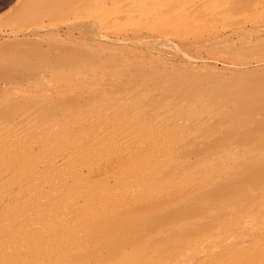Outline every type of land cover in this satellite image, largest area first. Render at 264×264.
<instances>
[{
    "label": "bare ground",
    "instance_id": "6f19581e",
    "mask_svg": "<svg viewBox=\"0 0 264 264\" xmlns=\"http://www.w3.org/2000/svg\"><path fill=\"white\" fill-rule=\"evenodd\" d=\"M107 1H109L110 3L113 4L115 1L119 2L120 0H7L6 1L7 3H9V4L12 3V4L7 8L6 11H4V13L7 14V17L9 15L11 16V14H13V13H14V15L16 14L17 17H21V15H30L31 16V14L37 12V13H39V15H41L43 17L44 16L49 17L51 14L55 13V11L61 10L62 12L64 11L68 15L67 16L65 14V16L68 20H65L66 18L63 19V20H65L63 23L65 25V27H64L65 31L67 33H72L74 31H78L79 33L82 34V33L86 32V27L89 26L88 24L90 23V20L92 21V23L94 22V20H100V17L98 15L96 16V14L101 12L102 6H106L105 3ZM126 1H128V0H126ZM152 1H154V0H152ZM155 1H154V3H155ZM164 1L158 0L157 3L162 2L163 6L166 7V8L163 7L162 10H164V8H165L169 11H170V9L173 10V9H178V8L179 9L181 8V10H183L182 7H185L187 5L190 7L192 6L191 9H193V6H194V8L196 6H197L196 8H198L203 3L202 0H201V2H200V0H196V2H195V0L194 1L193 0H184V1L183 0H181V1L180 0H167L165 3H163ZM212 1H214V0H212ZM194 2L195 3L198 2V3L196 5H194ZM91 3L92 4L94 3L96 5V6L93 5V7H96V10H95V8H94V10L92 8L93 11L90 10L89 7H92ZM123 3H125V2H123ZM116 4H118V3H116ZM131 5H132V3L129 4L128 7L125 9L126 11L123 10V12L125 13V12H128L127 10H131L132 12L134 11V13H135L138 6L135 7L134 4L132 6ZM135 5H137V2ZM156 5L154 4V6H156ZM122 6L124 7V5H122ZM157 6L158 7L161 6V3H160V5L158 4ZM114 8H117V5ZM114 8H113V10H114ZM105 9H107V8L105 7ZM226 9H228V8H226ZM89 10H90V12L91 11L92 12L89 13ZM118 10H119V8H118ZM154 10H155V7H154ZM160 10H161V8H160ZM96 11H97V13H95ZM104 11L105 10H103L102 12L104 13ZM169 11H167V12H169ZM119 12L120 11H118V14H119ZM132 12H131V14H132ZM4 13H3V16L1 15V17H3V18L5 16ZM103 13H102V15H103ZM111 13L112 12H110V14ZM124 13H122V14H124ZM159 13H161V12H159ZM185 13H187V11ZM89 14H91V15H89ZM129 14H130V11H129ZM129 14L128 15L125 14L124 17L129 16ZM14 15H12V16H14ZM59 15H60V13H59ZM92 15H93V17H92ZM102 15H100V16L102 17ZM135 15H137V14H135ZM36 16L38 17V14ZM94 16H96V17H94ZM114 16L117 19L118 15L114 14ZM130 16H132V15H130ZM193 16H195V15H193ZM3 18H1V20H0V33L3 35H6L7 37L10 35L15 36V35L19 34L20 32L33 33L34 30L40 28V27H38L39 26L38 24H37L38 26L30 27L27 30H24L22 28H14L8 24L7 25L9 28H7V26H6L7 22L5 19L3 20ZM6 19H8V18H6ZM30 19H31V17L29 18V20ZM32 19H34V18L32 17ZM29 20H27V21L29 22ZM63 20H61V21H63ZM27 21H25V19H24L25 23H27ZM130 21H132V20H130ZM36 23H37V20H36ZM111 23H113V22H111ZM198 23H200V22H198ZM198 25L200 26V24H198ZM233 25H235V24L233 23ZM227 26H226V28H227ZM148 27L149 26H147V28ZM107 28H108V26H107ZM107 28H105V29H107ZM193 28H195V27H193ZM183 30H185V29H183ZM229 31H230V33H233L234 29L231 28V29H229ZM250 31H251V29H250ZM165 33L166 34H164V33L163 34L167 35V36L171 34L169 32L167 33V31ZM86 34H88V33H86ZM41 35H43V34H41ZM71 35H73V34H71ZM13 36H10V37H13ZM101 36L106 37L107 35L104 34ZM262 36H264V35H262ZM27 37H30V36H27ZM13 38H15V37H13ZM107 38H109V37L107 36ZM15 39H17V38H15ZM15 39H13V40H15ZM64 40H66V39H64ZM114 40H116V38ZM15 41H21V40L17 39ZM68 41H70V40H68ZM4 42H6V41H4ZM8 42L9 41L7 40V44L10 43V42L9 43ZM32 45H34V44H32ZM32 47H34V46H32ZM4 48L0 49V50H2V52H0L2 55V57L0 55V58H3L2 59L3 62H1L2 65H3V63H4V65L6 64L5 63L6 58L3 55H6L7 48L5 50H4ZM16 48H17V46H16ZM3 50H4V52H3ZM34 50H36V49H34ZM20 51H21V47H20ZM36 52H37V50L35 51V53ZM10 53L11 52H9V54ZM21 53H22V51H21ZM27 53H30L29 50ZM41 53H42V51H41ZM99 53H101V52H99ZM64 54H66V52ZM75 54H76V50L69 52L64 57L62 56L63 55V53H62L61 56L63 58H61V56L59 55L60 57H58V58H60V59H58V60L56 59V61L54 63H52L51 65L46 67V70L50 71L52 73L53 72L54 73H56V72L57 73L58 72L64 73V71L72 72L74 70H80L82 67L85 66V64H86V66H88L87 64L89 62L88 63L86 62L88 59L81 57L82 56L81 53H79V56H78V53L76 54V56H75ZM32 55L33 54L31 53L30 56L32 57ZM77 56L81 57V59H84V60L78 59ZM16 57H18V53H17ZM87 57H88V55H87ZM7 58H8V56H7ZM12 58H14V57H12ZM9 59H10V57H9ZM9 59H7V61L12 62ZM20 59L15 60V61L18 62V61H20ZM90 61H91V63L93 62V60H90ZM8 62H7V64H8ZM23 62L25 64L27 61L25 62V60H24ZM110 62H109V64L112 63V62L111 63ZM12 63H14V60ZM20 63H21V61H20ZM106 63L102 64V66L108 64V63L107 64ZM113 63H114V61H113ZM116 63H118V62H116ZM13 66H15V65H13ZM118 66H116L115 68H120ZM106 67H105V69H106ZM25 68H27V67H25ZM100 68L97 70H99V71L104 70L105 71V69H100ZM115 68L113 67V70ZM122 68L125 69V67H122ZM127 69H126V71H127ZM140 69H142V68H140ZM121 70L122 69H118V71H121ZM132 71L135 72L136 70H132ZM137 71L139 72L141 70H137ZM142 71H143V73L146 72L144 70H142ZM86 72H88V71H85V73ZM130 72L128 74L131 75V73H133V72H131V73ZM89 73H91V72H89ZM117 73H119V72H117ZM143 73H142L143 76L140 74L143 78V81L142 80L140 81L137 78H132L131 80L129 79L130 80L129 82H128V80H126L127 83L125 85H127L129 83L126 90L129 87L130 88L127 91L124 89V92L118 96L119 98L117 97L118 93L116 94V91L118 92V90H120L119 88L117 89L114 87L116 89V90L113 89L114 91H111L112 89H109L110 93H112L111 96L116 97V100L114 99L115 103L113 100H111V101H113L112 106L110 105L111 101H110V104H109V102H107L108 103L107 107L105 106L107 104V103H105V101L108 100V98H106V97L109 95L107 93V89H106L107 94H101L102 89L100 90V92L94 90V92H99V94H101V95H99L97 93V95L92 96L93 98L92 97L90 98V99H93L90 101L93 102L94 105H92V103L88 100L89 96H87L86 94L85 95L80 94V97H81V95L83 97L87 96V98H84L85 102L83 100V97L81 99V100H83L85 105L80 103L79 101H75L74 96H76V94L74 92H77L78 90L72 92L69 89H67V91H64V92H63V89H61L60 92H57L56 94L54 93V95H55L54 97L52 96L53 95L52 93L48 95L46 92L42 93L41 91H39V93L40 92L42 93L41 98H40V99H42V101L38 97L37 98L39 100L36 98V100L40 101V103L37 101V105L39 104L38 106H34V105H36L35 99H33V100H35L34 102L32 100H30L29 102L25 101L26 103H24V105L22 103L23 101L21 100V101H19L20 104H18V102L16 103V106H15L14 101L12 102V100H11V102H10L9 97H8V101H9L8 105H7V102L4 101L5 104L7 105L6 106L7 108H6L5 112L2 110L4 112L3 115H1L2 112H0L1 113L0 114L1 115L0 116V156L1 155L5 156V158L4 157L3 158L1 157V158L3 159V161H6V164L3 163L4 168L0 167V171L2 170L0 172L1 173L0 177H1V179L4 178V181L6 182V184H4L5 183L4 182L2 185L6 186V187L4 188L5 189V191H3L4 193L3 192L0 193V195L2 194V199L0 200V216L2 215L0 217V226L3 229V232L4 231L6 232L5 233L6 234V239H5L6 240V244H5L6 246H4L3 248H6V250H9V252H11V255L13 254L11 257V255L10 254H9L10 256L7 255V252H6L5 255H7L9 257L6 260L7 261V263H6V261H5L6 256L4 255L5 256L4 263H6V264H41V260L46 262V259L42 258V254H40L41 249L43 250V252H41V253H44L43 254L44 257L49 256L50 258L52 256L51 250H53V252H54V250L55 251L57 250L56 247L58 248L59 246L65 252H66V250H68V251L74 250L75 251L77 249V247L78 248L82 247V246H80V247L78 246V244L81 245L78 242L82 241L81 242V243H83L82 245L87 244V241L90 240V237L92 236L91 234L95 233V231L98 230L97 229L98 227L101 230V227L103 226L104 223L102 224L101 227L99 225L102 223V221L105 222V226L107 224L109 225V223H110L109 226H106V227L104 226V230H106L107 227H109L107 229H112L115 224L118 227L117 223L123 225L124 224L123 221L127 222V220H129V221L132 220L130 222L134 223L136 220H138L137 218L135 220L133 219L135 217L134 212L136 210L140 211L141 208L138 207L139 210L134 209L135 211H133V214H132V216H134V217L130 216L132 219H129L128 215L130 214V212L132 210L130 212H128L127 210H130V209L126 208V211L125 210L124 211L127 213H124V214L126 215L125 217H127V218H124V215H123L124 211L122 210L121 206L122 205L126 206V204H128L129 207L131 208V205L137 206V204H139L141 206V203H143L142 207L148 206V209L145 208V210H143V212L145 211L144 213L142 212L143 214H145L147 212L150 213V211H153V214H151V216L159 213V218L155 217V219H153L152 222L146 221V223L144 222V224L139 219L138 221H140L141 227H140V225L137 226V223L139 224L138 221L136 223V226L133 225L134 228H137V229H135V231L140 229V233L139 232H137V233L140 235L141 238L142 237L144 238V236H147L148 234L152 235V233L154 231L158 232V233H160V232L163 233L162 230L166 229V228H167V232L171 233L172 236H173V234L177 235V233L184 232L185 231V228H183V227H185L184 225H186V228H187L188 222L190 223L192 221L200 222L199 223L200 226L197 227L199 229L196 230V226L194 227L195 228L194 232L197 233L196 235L200 234V232H202V230L205 229V227H207V228L208 227L210 228V226H211V228L214 227V225H211L210 223H214L215 227H216L217 223H218V226H220L219 225L220 222H222L221 225L224 224L225 222L228 223L229 218H230V220L232 219V222H234L233 227L235 226L236 223H240V222L242 223V225L244 227L248 226L247 228H244V230L247 231L246 233H248V231L250 229H254L256 227L261 228V226H262L259 237L252 238L251 240L249 239L250 236H249V238L248 237L245 238L247 240H250L247 244L237 245V243H235V242L238 239L235 242H230L232 244L234 243L233 245H231L234 247V250L230 249L229 252L226 253L225 255L228 254V258L230 260H227L228 258L226 260L228 262L230 261L229 264H264V226H263V224H264V127L263 128L260 127V125L264 122H262V123L260 122L258 124L256 123V122H258L257 120L264 119V106L257 107V105H255L256 107H254V106H251V104H249L250 102H246L247 99H249V97H248L249 93H250L249 96L251 97V92H249V91H251L252 89L250 88L251 89L250 90L247 87V89L249 90V91H247V89L245 88L246 92H247L246 93L244 88H243L244 86H242L241 83H240V85H241L243 90L240 88L239 82H238V84L234 82L235 85H239L238 87L233 86L232 83H231V85H229L228 82H226V84H225V83H222L221 81H217V80L216 81L213 80V81H215V84H214L213 81L210 82L211 79H210V81L206 80L204 85L202 83H200L201 79H199V81H200L199 82V81H197L198 80L197 78L194 79V80H196L194 82L192 81V78H191L192 82L190 80H187L188 81V83H187V81L182 80L183 78H185L184 76H187V74L186 75L184 74L183 78L180 80H178V79L173 80V79H167V78L164 79L165 77L161 78L160 75H158L156 79L155 78L152 79L151 77L153 75L152 76L149 75V73H151V71L149 73L146 72V73H148L147 75H149V78L151 80L149 79V81L148 80L145 81L146 80L144 78L145 73L144 74ZM182 73H185V72L183 71ZM182 73H180V75ZM94 74H95V72L92 74V76ZM108 74L113 75V72L112 73L108 72ZM167 74H168V72H167ZM257 74H255V75H257ZM97 75H99V74L97 73ZM134 75H136V74H134ZM140 75H139V78H141ZM161 75H164V73H161ZM171 75H172V73H171ZM86 76H88V75H86ZM104 76H106V75H104ZM120 76H121V74H120ZM168 76L169 75H167V77ZM189 76H190V74H189ZM57 77H59V76L57 75ZM89 77L91 78V76H89ZM93 77H95V76H93ZM117 77L115 76L114 79ZM195 77H198V76H195ZM252 77H250V78H252ZM257 77H258L257 79H259V74L257 75ZM109 78H111V77H109ZM109 78L107 77V80ZM198 78H201V77H198ZM240 78H239V80H240ZM105 79H106V77L103 78L104 82L107 81ZM112 79H111V82H109L110 80L107 82L111 84ZM133 79H134V81H136V79H137V81L134 82ZM120 80L121 79H119V81ZM237 80H238V78H237ZM250 80L252 81V79H250ZM255 80H256V78H255ZM69 81H70V79H69ZM72 81H74V80L72 79ZM132 81L134 82L133 84L131 83ZM207 81H209V82L207 83ZM247 81H249V80H247ZM259 81H260V79H259ZM37 82L38 81L30 82L28 84V86L29 87L36 86L35 84ZM62 82H61V84L60 83L59 84L55 83V84L60 85L59 86V88H60L62 85ZM107 82L106 83L101 82V83L108 85ZM219 82H221L222 85ZM40 83H41V81H40ZM101 83H99V84H101ZM116 83H112V84H116ZM124 83L125 82H123V84ZM130 83L132 84V87H131ZM246 83H248V82H245L244 85ZM256 83H259V82L256 81ZM37 84H38V86H40L39 82ZM90 84H92V83H90ZM206 84H210V85L206 86ZM254 84H255V81H254ZM49 85H51V84H49ZM64 85H66L65 82H64ZM93 85H94V83H93ZM96 85H98V84H96ZM121 85H120V87H121ZM248 85H249V83H248ZM46 86H48V82L46 83ZM82 86H80V87H82ZM109 86L110 85H108L107 87H109ZM228 86H232L233 88L232 87L229 88ZM251 86H253V84ZM245 87H246V85H245ZM8 88H7V90H6V88L0 89V94L3 92L5 93V91L9 92ZM98 88H100V87H97L96 89H98ZM103 88H104V86H103ZM253 88L255 89L256 85H255V87L253 86ZM263 88L264 87H261L262 92L264 93ZM35 90H38V89H35ZM88 90L89 89H87L86 92ZM255 90L253 91L254 93L257 92V90L256 91ZM16 91L18 92V90H16ZM120 91L122 92V90H120ZM260 91H258L257 93H259ZM237 92H240V93L237 94ZM28 93L29 92H27L26 94H28ZM88 93L89 92H87V94ZM102 93H103V91H102ZM21 94H20V96H22ZM23 94H25V92ZM90 94H91V92H90ZM4 95L5 94H3L2 96H4ZM7 95L8 96L12 95L10 98L13 97V94L9 93V94H6L5 96H7ZM72 95H74V96H72ZM102 95H103V97H101ZM2 96H0L1 99H2ZM71 96L73 97L72 102L75 104H73L70 101ZM16 97H17V95H16ZM51 97H53V98L56 97L57 98L56 100H58V101H59L58 98L67 99V101H65L66 103H64V104H67V102H68V104L69 103H71V104L63 106V104L60 103L63 100L60 99V102H58V103H60L62 105H58V104H56V102H55L56 105L55 104L50 105L49 103H51V101L53 100V98L51 99ZM63 97H65V98H63ZM113 97H111V98H113ZM6 98L3 100H6ZM24 98L25 97L23 96L22 99H24ZM30 98H32V97H30ZM79 98L77 97L78 100H79ZM101 98H102V100H103V98H105V99L103 101H101L100 100ZM17 99H15V101ZM43 99L44 100L51 99V100L49 102L47 100L44 101ZM96 99H98V100H96ZM19 100H20V98H19ZM26 100H28V99H26ZM31 101L33 102V104H31L32 103ZM53 101H55V100H53ZM86 101L89 102V104L86 103ZM95 101L97 102V104L95 103ZM242 101H244L246 103H244V102L242 103ZM41 102L44 103L43 105H46L47 108L42 109V107H44V106L42 105ZM77 102H79L80 105H77L78 104ZM1 103H2V100H1ZM104 103H105V105H104L105 108L102 107L101 109H103V108L106 109V108L110 107V108L106 109L107 111H103V110L101 111V109L98 108L100 106V104H104ZM5 104L3 105V103H2L1 104V105H3L2 107L5 108ZM40 105H42L41 108H40ZM70 105H74V106L77 105V106L71 107ZM89 105H91L92 107ZM11 106H12V108H11ZM44 109L46 112L44 111ZM227 109H230V112L234 111V110H236L237 112L235 113V115L232 112V115L230 114L231 116H225L227 114ZM42 111H44L45 113H43ZM223 113H225V114L223 115ZM239 116H240V118H239ZM241 117H243V119H245L246 117H248V118L254 117L255 120L252 118L254 123H251L250 121L248 122L246 120H240ZM256 118H259V119H256ZM0 162H2V160ZM0 185H1V182H0ZM148 202H149V204L146 206V203H148ZM152 202H155V204H156V202H159L160 204L158 203L159 205L153 209L154 206L150 205ZM162 203L164 205H165V203L169 204V206L171 205L172 209H173V207H175L174 209H176L177 211L183 210V213H185L186 211L189 213L186 212L187 213L186 216H185V214L184 215L178 214V213L175 214L174 211L168 205L166 206L167 207L166 208ZM183 203H185V204H183ZM188 203H190V204H188ZM155 204H153V205H155ZM180 204H181V206L183 205L182 206L183 208L180 206ZM186 204L189 206L191 205V209ZM149 205L152 206L151 209H149ZM195 205H197L198 207ZM162 206L164 208H162ZM184 206L187 207V209H185ZM142 209H144V208H142ZM155 210H157V211H155ZM160 210H163L164 214H166V215L169 214L170 216L168 215L169 217H167L166 215H164V216H166L165 218H167V219H164V217H162L163 211L161 212ZM166 210H168L167 211L168 214L166 213ZM190 210H192V211H190ZM141 211L138 212V214H137L138 218L141 217L142 220L144 217H145V220H151L152 219L148 213L147 214L149 216L146 214H145L146 216H142L143 214L141 213ZM120 212L122 213V215H119ZM154 212H155V214H154ZM116 214L118 217L122 216L125 220H123L122 217L119 219L116 218V220H115V217H117ZM237 214H241L242 218L241 219L238 218L236 216ZM139 215H140V217H139ZM173 215H177V216L174 218ZM111 216H113V217L115 216V217L112 218ZM147 216L150 219L147 218ZM231 216H233V217H231ZM105 217H106V219L108 217H111V220L114 219L116 223L114 222V225L112 226L113 221L111 224L110 219H109V221H108V219L102 220ZM156 218L159 219L158 221H160V222H158L156 220ZM120 219L123 221H120ZM161 219L165 220L164 223H161L163 221ZM225 219H227V220H225ZM223 220H225V221L223 222ZM106 221H108L109 223L107 222V224H106ZM119 221H120V223H119ZM156 221H157L156 225L157 224L158 225L153 226V223ZM99 222H101V223H99ZM147 222L151 223L154 230L150 229V227H149L150 223H149V225H146ZM205 223H206V225L204 226ZM207 223H209L210 225L208 226ZM228 224H230V225H228ZM228 224H224V225H227L230 228L232 225H231V223H228ZM122 225H120L118 228H120ZM127 225L128 224L124 225V228ZM143 225H144V229H146V231L141 233L143 231L142 230ZM191 225H194V223H192ZM128 226H130V227H128ZM128 226L126 227V229H122V227H121L119 231L118 230L116 231L117 233H115V231L113 229L110 230L111 232L108 231L111 234H116V235H118V233L122 234V235H118V236L114 235L115 237H113V241L116 238L117 242L122 240V239H123L122 241L126 240L125 242H127V240H129L130 238L127 239L125 237V239H124L123 235H126V234L128 235L129 231H125V232H127L125 234L124 230H130V234H133V232L131 231L132 223H129ZM152 226H151V228H152ZM188 226H189V224H188ZM138 227H140V228L138 229ZM176 227H177V229H176ZM200 227H201V229L202 228L203 229L201 230ZM114 228L116 230V227H114ZM173 228H174V230L176 229L175 231L177 233H175V231L173 232V230H171ZM179 228H180V230H179ZM181 228H183V229H181ZM168 229H170V230H168ZM100 230H98L99 235H101L102 233L103 234L105 233V235H108V234H106V232L103 229L101 230V231H103L102 233L100 232ZM147 230L150 232L145 234L147 232ZM199 230H200V232H199ZM215 230L218 232L217 229H215ZM169 231H172V232H169ZM189 231H191V233H193L192 230L189 229ZM97 232H96V234H97ZM188 232H186V233L188 234ZM209 232L213 233L214 230L211 229V231H209ZM219 232H222V231L219 230ZM137 233H134V235L136 236ZM184 233L183 234L181 233V234L185 235ZM191 233L189 232L190 235H191ZM246 233H244V234L246 235ZM3 234H2V237H3ZM130 234L128 235V237L130 236ZM142 234H143V236H141ZM163 234L165 235L166 232ZM171 234H168V235H171ZM86 235L90 236V237H88L89 238L88 240H86ZM99 235H97V236H99ZM166 235L164 236V238L166 237ZM253 235H255V234L253 233ZM97 236H95V237H96V240H98V242H100L102 240V243H104V242L105 243L102 245L98 244V247H99V249H98V247L96 246L97 244H96V240L94 239L95 237L93 234V236H92L93 239L91 238V240H92L91 243H93V241L95 240L94 241L95 244L93 243L94 248L92 247V249H93V251L94 250L96 251L95 247H97L98 251L100 250L102 252L103 247L105 248L104 249L105 255H104V253L103 254L101 253V257H100L102 259V261L104 260V258H102V255H103V257H106V253L108 255V252L110 250L115 251L116 247H117V249L120 248V246H118V245H121V246L125 245V242L120 241L118 243L116 242V245L113 244V245H115V247L110 246L111 240H109L110 245H109V242H107V243H108V247L110 246L111 249L109 247L110 250H107V252H106L107 245H106V241L103 242V240L106 238L105 240L108 241V238H107L108 236L105 237L104 235L103 236L101 235L103 238L101 236L98 238ZM120 236L122 237V239ZM78 237H83L85 239L77 241ZM117 237L118 238L120 237V239L118 240ZM131 237H133L132 239H134V240L137 239L139 242L141 241V243L143 244V245L141 243L139 244V242L135 243L134 240H133L134 242L132 241L133 243H135L137 245L139 244L138 247L141 245L143 246L140 249L139 248L135 249V251L136 250H139V252L141 250L143 251V253H142V251L139 253L140 255L137 254V252H135L137 254V256L138 255L141 256V254H143V256L140 257V259L143 258L145 256V254L148 255L147 257L143 258L145 261L152 259V256L154 257L156 252H154V254L149 253L150 252L149 247H152L153 251H155L154 247L158 248V246H159V245L158 246L156 245L157 244V243H155L156 241L154 242L152 239H150V241L152 240L154 243L151 241V243H153V244H151L150 242L148 244L149 240L146 242V240H144V239H141V238H140L141 240L138 239L139 237L136 238L132 235H131ZM148 237H149V235H148ZM175 237L177 238V236H175ZM175 237H173V238H175ZM181 237L182 236L179 235L178 239H180ZM251 237H252V235H251ZM145 238L147 239V237H145ZM160 238L161 237L159 234V239ZM170 238L172 240V237L167 236L165 241L162 242L163 245L164 244L166 245V243L170 244L169 243ZM193 238L194 237L189 239V241L190 240L192 241ZM195 238H198V237L196 236ZM195 238L193 240H195ZM99 239H100V241H99ZM110 239H112V237ZM186 239H188V238H186ZM206 239L208 240V237ZM232 239L233 238H231L230 240H232ZM84 240H86V242ZM143 240H144V242H143ZM162 240H163V238H162ZM184 240H185V238H183V239L181 238V246L177 243L178 245H176L174 247L178 248L180 246L179 248H181L182 245H184L182 242ZM132 242L129 241V244L128 243L126 244V246L129 245V246H127L128 253H129V251H131V253H134L133 250H131V249H133V248H131V246H134V244H132ZM158 242L160 243V241H158ZM175 242H176V239H175ZM177 242H180V241L178 240ZM225 242L226 241H224L220 245L225 244ZM4 243L5 242H3L2 244L4 245ZM144 243H145V246L150 245V244L152 246L145 247ZM162 243H160V244H162ZM173 243H174V240H173ZM184 243H186V241ZM88 245H91V244H87L86 248ZM137 245H135V246H137ZM153 245H154V247H153ZM210 245H212V244H210ZM169 246L170 245H168L167 248H169ZM217 246H218V244H217ZM108 247H107V249H108ZM161 247L163 248V246H161ZM206 247L208 248V246H206ZM3 248L1 247L0 250ZM83 248L84 247H82V249ZM86 248L84 250H86ZM123 248H125V246L120 248V250L121 251L123 250V252H124V254H122L123 252H120L121 255H124L123 259H125L126 255L127 256L129 255L128 257H126V259L127 258L129 259L130 256H134L131 254L125 255L126 251ZM144 248L148 253H146ZM165 248H166V246H165ZM170 248H172V247H170ZM11 249H13V251ZM14 249L15 250H17V249L23 250L25 252L23 254L21 253L22 255L20 256L21 251L17 250V253L15 252V254H18V252H19L18 256H20V257H16L17 255L14 256V251H15ZM92 249L90 248V250H89V248H88L89 251H91ZM112 249H114V250H112ZM117 249H116V251H117ZM253 249L255 251H253ZM62 250H60V252L65 255L67 252L64 253V252H62ZM150 250H152V249H150ZM167 250H170V249H167ZM167 250H165V251H167ZM209 250H211V249H209ZM218 250H216V251H218ZM250 250H252V251H250ZM3 251H5V250L3 249ZM45 251L46 252L48 251L49 254L45 253ZM74 251H72L73 254H72V252H69L72 255V256L70 255V257H69L70 259H69L68 257H65L66 255L64 256L63 254H61L59 252V250H57L56 251L57 254L64 256V257H60L58 255L60 258H62V260H63V258H65V259L67 258V260L64 259L65 260L64 262H62V260L60 259L62 262V263L61 262L60 263L61 264H91V263H89V259H92V261H93L97 257L96 256L97 251H96V253H95V251L94 252L92 251V256H94V257L96 256L95 258L93 257L94 259L91 258L92 256H90L91 254L89 251H88L89 255H88V252H86L88 255L87 257L85 255L86 253L84 254L85 251H83V254L85 256L81 255V257L83 256L85 258L79 259L77 257V255H74L75 254ZM111 251H110L111 256L108 255L110 257L107 256L108 257L107 260H109V258H110L111 263H112V261L114 259L113 256H115L116 251L114 253ZM158 251H159V249H158ZM160 251L163 252L162 249ZM201 251H203V249ZM79 252H80V250H79ZM252 252H254V253H252ZM56 253H53V254L57 256ZM76 253H78L77 250H76ZM168 253H165V254L167 255ZM220 253H222V252H220ZM79 254H81V253H79ZM97 254H100V253H97ZM116 254H118V253H116ZM120 254L117 255V259H114V261H116V262L113 261L114 263H112V264H122L123 261H124L123 263L127 262V261L120 258L121 257ZM149 254H151L152 256L149 257L150 256ZM200 254H202V253H200ZM1 255H3V254H1ZM54 255H53V257H55ZM210 255H212V254H210ZM13 256L15 258H13ZM99 256L100 255H98V257ZM139 256L137 257V259L139 258ZM167 256H170V255H167ZM49 257H46V258L48 260H50V261H47L50 264H58L59 263V262L58 263L55 262L56 258H54L55 259L54 260L53 257H52L53 261L51 262V259H49ZM71 257H72V259H71ZM75 257H77V259ZM100 258H97V259H100ZM147 258H149V259H147ZM0 259H2V258H0ZM133 259H135V257H133V258L131 257V261ZM211 259H213V258H211ZM217 259H218V257L216 258V260H213L215 262L218 261V263H216V264L221 263V262H219L220 260L223 261L222 258H219V260H217ZM144 260L143 261L141 260L142 263H144ZM133 261L131 264H134V263L138 264L137 261L140 262L139 259L136 260L135 262H133ZM96 262L98 263V261H96ZM105 262H107V261L105 260ZM153 262H154V260L152 261V263ZM129 263H130V259H129ZM201 263H202V261H201ZM201 263H198V264H201ZM204 263H205V261H204ZM45 264H47V263H45ZM93 264H95V262ZM100 264H101V261H100ZM144 264H146V262Z\"/></svg>",
    "mask_w": 264,
    "mask_h": 264
},
{
    "label": "rangeland",
    "instance_id": "374dc122",
    "mask_svg": "<svg viewBox=\"0 0 264 264\" xmlns=\"http://www.w3.org/2000/svg\"><path fill=\"white\" fill-rule=\"evenodd\" d=\"M7 0H0V20H1V18H3V17H1V15L3 16V13H4V11H6L7 10V8L12 4H9V3H7L6 2ZM141 1V2H140ZM150 1V2H149ZM155 1V0H154ZM154 1H152V0H128V1H126V0H120L119 2H117V1H115L113 4L112 3H110L109 1H107L106 3H105V5L106 6H102V9L103 10H105L104 11V13L102 12L103 10L101 9V12H99L98 14H96V16L98 15L99 17H100V20H94V22L92 23V21L90 20V23L88 24L89 26L88 27H86V32L85 33H79L78 31H74V32H72V33H67L66 31H65V29H64V27H65V25L63 24L64 23V21L65 20H68L67 18H66V16H65V12L63 11H61V10H59V11H55V13H53V14H51L49 17H47V16H41V15H39V13H37V12H35V13H33V14H31V16L30 15H21V17H17V15L15 14L14 15V13L13 14H11V16L12 15H14V16H8L7 17V14H5V16H4V18H3V20L5 19L6 20V26H7V28H9L8 27V25H10V26H12V27H14V28H22V29H24V30H27L28 28H30V27H35V26H38V27H40V28H38V29H36V30H34V32L33 33H23V32H20L19 34H17V35H15V36H13V35H10V36H13V37H15V38H17L18 40H21V41H15V40H17V39H15V38H13V37H10V36H6V35H3V34H1L0 33V49H2V48H4V50L7 48V52H6V55H3V56H5V58H6V64L4 65V63H3V65H2V63L1 62H3V58H0V89H5L6 88V90H7V88H8V90H9V92H7V91H5V93L3 92V93H1L0 94V96H2L3 94H13V97L12 98H10L12 95H10V96H2V99H1V97H0V112H2V114L1 115H3V113L6 111V106L8 105V97H9V99H10V102H11V100H12V102L14 101V103H15V106H16V103L18 102V104H20V102L19 101H23L22 103H23V105H24V103H26L25 101H30V100H32L33 102L36 100V98L38 97L39 99L41 98V95H42V93H44V92H46L48 95L49 94H53L52 96L54 97L55 95H54V93L56 94L57 92H60L61 91V89H63V92L64 91H67V89H69L70 91H72V92H74V91H76V90H78L77 92H74L75 94H76V96H74V95H72V96H74L75 97V101H79L80 103H82V104H84V102H85V99L84 98H87V96H89V98H88V100L90 101V100H93V99H90L93 95H97V93L99 94V92H100V90H101V94H109L106 98H108V100H106L105 101V103H107V102H109V104H110V101L111 100H113L114 101V99L116 100V97L114 96H111V94L112 93H110V91H109V89H112L111 91H114L113 89H115V88H119L120 90H122V92L120 91V90H118V92L116 91V94L118 93V95H117V97L120 95V94H122L123 92H124V89L126 90V88H127V86H128V84L127 85H125L126 83H127V81L126 80H128V82L132 79V78H137L138 80H142L143 81V78H142V73H143V71L142 70H144V71H146V72H150L151 71V73H149V75H153L151 78L152 79H156L157 78V76L158 75H160V77L161 78H163V77H165L164 79H178V80H180V79H182L183 78V75L185 74H187V76H184L185 78H183L182 80H184V81H187V80H190L191 81V78H192V81L194 82V81H196V80H194V79H198L197 81H199V79H201V82L200 83H202L203 85H204V83H205V81L206 80H209L210 81V79H211V81L210 82H212L213 80H217V81H221L222 83H225L226 84V82H228L229 83V85H231V83H232V85L233 86H236V87H238L239 85H240V83H241V85L242 86H244L243 88H244V90H245V92H246V89H247V87L251 90V91H249L248 89H247V91H249V92H251V97L249 96L250 95V93L248 94V97H249V99H247V101L246 102H250L249 104H251V106H254V107H256L255 105H257V107H259V106H264L263 104H264V93L262 92V89H261V87H264V36H262V35H264V1L263 0H214V1H212V0H202V2L204 3H202V5L200 6V7H198V8H194V6H193V9H191L192 8V6L190 7V6H185V7H182V9L183 10H181V8L179 9H170V11L169 10H167V9H165L166 7L165 6H163V4H162V2H159V3H157V1L158 0H156L155 1V3H154ZM160 1V0H159ZM162 1V0H161ZM164 1V0H163ZM167 0H165L163 3H165ZM181 1V0H180ZM184 1V0H183ZM194 1V0H193ZM219 1V2H218ZM123 2H125V3H123ZM136 2H137V5H135L136 4ZM143 2V3H142ZM148 2V3H147ZM189 2V1H188ZM195 2H196V0H195ZM194 2V5H196L197 3H195ZM200 2H201V0H200ZM207 2V3H206ZM116 3H118V4H116ZM122 3V4H121ZM127 3V4H126ZM131 4L132 3V5L134 4V6L135 7H137V9H136V11H135V13H134V11L132 12L131 10H127L128 12H123V10L124 11H126L125 9L128 7V5L129 4ZM160 3H161V6H157L158 4L160 5ZM231 5H230V4ZM233 3V4H232ZM92 4V3H91ZM115 4V5H114ZM121 4V5H120ZM126 4V5H125ZM154 4L156 5V6H154ZM262 4V5H261ZM93 5H95L94 3L92 4V7H89L90 8V10H92V8H93V10H94V8H95V10H96V7H93ZM112 5V6H111ZM117 5V8H114L115 6ZM120 5V6H119ZM122 5H124V7L122 6ZM131 5V6H132ZM212 7H211V6ZM229 5V6H228ZM91 6V5H90ZM96 6V5H95ZM119 6V7H118ZM141 6V7H140ZM204 6V7H203ZM105 7L107 8V9H105ZM112 7V8H111ZM144 7V8H143ZM154 7H155V10H154ZM163 7H165L164 8V10H162L163 9ZM209 7V8H208ZM113 8H114V10H113ZM118 8H119V10H118ZM121 8V9H120ZM152 8V9H151ZM157 8V9H156ZM160 8H161V10H160ZM203 8V9H202ZM226 8H228V9H226ZM143 9V10H142ZM169 9V8H168ZM90 10H89V13H91L90 12ZM110 10V11H109ZM112 10V11H111ZM135 10V9H134ZM152 10V11H151ZM177 10V11H176ZM181 10V11H180ZM114 11V12H113ZM118 11H120L119 12V14H118ZM129 11H130V14H129ZM166 11V12H165ZM167 11H169V12H167ZM187 11V13H185ZM228 11V12H227ZM15 12V11H14ZM106 12V13H105ZM110 12H112L111 14H110ZM116 12V13H115ZM131 12H132V14H131ZM148 12V13H147ZM159 12H161V13H159ZM231 12V13H230ZM2 13V14H1ZM59 13H60V15H59ZM63 15H62V14ZM95 13H97V11L95 12ZM102 13H103V15H102ZM109 13V14H108ZM122 13H124V14H122ZM134 13V14H133ZM165 13V14H164ZM38 14V17L36 16ZM114 14L115 15H118L117 16V19H116V17L114 16ZM125 14H129V16H125L124 17V15ZM135 14H137V15H135ZM168 16H167V15ZM180 14V15H179ZM67 15V14H66ZM89 15H91V14H89ZM95 15V14H94ZM100 15H102V17L100 16ZM109 15V16H108ZM130 15H132V16H130ZM134 15V16H133ZM193 15H195V16H193ZM207 15V16H206ZM52 16V17H51ZM55 16V17H54ZM68 16V15H67ZM96 16H94V17H96ZM114 16V17H113ZM160 16V17H159ZM184 16V17H183ZM188 16V17H187ZM8 18V19H6V18ZM31 17V19H32V17L34 18V19H30L29 20V18ZM46 17V18H45ZM61 17V18H60ZM92 17H93V15H92ZM175 17V18H174ZM182 17V18H181ZM66 18V19H65ZM165 18V19H164ZM169 18V19H168ZM186 18V19H185ZM24 19H25V21H27V20H29V22L27 21V23H25L24 22ZM27 19V20H26ZM63 19H65V20H63ZM106 19V20H105ZM113 19V20H112ZM196 19V20H195ZM36 20H37V23H36ZM61 20H63V21H61ZM130 20H132V21H130ZM39 21V22H38ZM43 21V22H42ZM205 23H203V22ZM249 21V22H248ZM111 22H113V23H111ZM195 22V23H194ZM198 22H200V23H198ZM20 23V24H19ZM29 23V24H28ZM192 25H191V24ZM233 23L235 24V25H233ZM238 23V24H237ZM240 23V24H239ZM8 24V25H7ZM38 24V25H37ZM62 24V25H61ZM198 24H200V26L198 25ZM21 25V26H20ZM191 25V26H190ZM197 25V26H196ZM228 25V26H227ZM107 26H108V28H107ZM119 26V27H118ZM146 26V27H145ZM147 26H149L148 28H147ZM169 26V27H168ZM191 28H190V27ZM199 26V27H198ZM226 26H227V28H226ZM46 27V28H45ZM50 27V28H49ZM52 27V28H51ZM117 27V28H116ZM193 27H195V28H193ZM198 27V28H197ZM225 27V28H224ZM257 29H256V28ZM6 28V27H5ZM99 28V29H98ZM105 28H107V29H105ZM111 28V29H110ZM151 28V29H150ZM153 28V29H152ZM168 28V29H167ZM231 28H233L234 29V32L233 33H230V31H229V29H231ZM47 29V30H46ZM116 29V30H115ZM131 29V30H130ZM161 29V30H160ZM164 29V30H163ZM183 29H185V30H183ZM250 29H251V31H250ZM169 30V31H168ZM237 30V31H236ZM255 30V31H254ZM257 30V31H256ZM160 31V32H159ZM162 31V32H161ZM164 31V32H163ZM167 31V33L169 32V33H171L170 35H164V34H166L165 32ZM246 31V32H245ZM250 31V32H249ZM253 31V32H252ZM46 32V33H45ZM54 32V33H53ZM103 32V33H102ZM158 32V33H157ZM232 32V31H231ZM86 33H88V34H86ZM164 33V34H163ZM181 33V34H180ZM41 34H43V35H41ZM71 34H73V35H71ZM107 35L109 38H107V36L105 37H103V36H101V35ZM114 34V35H113ZM238 34V35H237ZM22 35V36H21ZM32 35V36H31ZM67 35V36H66ZM85 35V36H84ZM19 38H18V37ZM27 36H30V37H27ZM36 36V37H35ZM182 38H181V37ZM34 37V38H33ZM8 38V39H7ZM11 38V39H10ZM73 38V39H72ZM116 38V40H114ZM118 38V39H117ZM4 41H6V42H4ZM13 39H15V40H13ZM64 39H66V40H64ZM70 40V41H68V40ZM261 39V40H260ZM7 40L10 42H8L9 44H7ZM13 40V41H12ZM31 40V41H30ZM12 41V42H11ZM29 41V42H28ZM43 41V42H42ZM207 41V42H206ZM261 41V42H260ZM3 42V43H2ZM19 42V43H18ZM50 42V43H49ZM13 43V44H12ZM30 44V45H29ZM32 44H34V45H32ZM51 44V45H50ZM29 45V46H28ZM16 46H17V48H16ZM32 46H34V47H32ZM83 46V47H82ZM85 46V47H84ZM20 47H21V51H22V53H21V51H20ZM34 49H36L37 50V52L35 53V51L36 50H34ZM61 49V50H60ZM70 49V50H69ZM4 50H3V52H4ZM11 50V51H10ZM28 50H29V52L30 53H27L28 52ZM46 50V51H45ZM65 50V51H64ZM75 51L76 50V54L78 53V56H79V53H81L82 54V56L81 57H84L85 59H88L86 62L88 63L87 65L89 66H86V64H85V66L84 67H82L80 70H74V71H72V72H66V71H64V73L63 72H56V73H52V72H50V71H47L46 70V67H48L49 65H51L52 63H54L55 61H56V59L58 60V59H60V58H58V57H60L61 55H62V53H63V57L64 56H66V54H68L69 52H72V51ZM41 51H42V53H41ZM80 51V52H79ZM0 52H2V50H0ZM9 52H11L10 54H9ZM66 52V54H64ZM94 52V53H93ZM99 52H101V53H99ZM17 53H18V57H16V55H17ZM31 53L33 54L32 55V57L30 56L31 55ZM35 53V54H34ZM41 53V54H40ZM103 53V54H102ZM44 54V55H43ZM76 54H75V56H76ZM0 55H1V53H0ZM15 55V56H14ZM28 55V56H27ZM60 55V56H59ZM87 55H88V57H87ZM7 56H8V58H7ZM61 56V58H63ZM77 56V57H78ZM98 56V57H97ZM1 57H2V55H1ZM9 57H10V59H9ZM12 57H14V58H12ZM76 57V58H77ZM81 57H78V59H81ZM4 58V59H5ZM17 58V59H16ZM21 58V59H20ZM7 59H9V60H11L12 62H13V60H14V63H12V62H8L7 61ZM13 59V60H12ZM20 59V61H21V63H20V61H18V62H16L15 60H19ZM75 59V58H74ZM246 59V60H245ZM248 59V60H247ZM2 60V61H1ZM25 60V64H24V61ZM81 60H84V59H81ZM90 60H93V62L91 63V61ZM112 63H111V62ZM113 61H114V63H113ZM7 62H8V64H7ZM109 64V62L111 63V64H107V63ZM116 62H118V63H116ZM245 62V63H244ZM10 63V64H9ZM12 63V64H11ZM107 64V65H103L102 66V64ZM13 65H15V66H13ZM119 65V66H118ZM124 65V66H123ZM103 68H102V67ZM107 66V67H106ZM116 66H118V67H120V68H115ZM127 66V67H126ZM144 66V67H143ZM25 67H27V68H25ZM101 67V68H100ZM105 67H106V69H105ZM113 67L115 68L114 70H113ZM122 67H125V69H123ZM133 67V68H132ZM86 68V69H85ZM90 68V69H89ZM105 69V71L104 70H97V69ZM112 68V69H111ZM128 68V69H127ZM136 68V69H135ZM138 68V69H137ZM140 68H142V69H140ZM146 70H145V69ZM89 69V70H88ZM118 69H122L121 71H118ZM126 69H127V71H126ZM131 69V70H130ZM149 69V70H148ZM154 69V70H153ZM94 70V71H93ZM111 70V71H110ZM113 70V71H112ZM132 70H136L135 72L134 71H132ZM137 70H141V71H137ZM85 71H88V72H86L85 73ZM133 72V73H131V72ZM153 71V72H152ZM158 71V72H157ZM185 72V73H182V72ZM78 72V73H77ZM89 72H91V73H89ZM95 72V74L93 75V76H95V77H93L92 76V74ZM108 72H110V73H112L113 72V75L112 74H108ZM117 72H119V73H117ZM122 72V73H121ZM131 73V75L130 74H128V73ZM142 72V73H141ZM146 72H144L143 74H144V78L146 79L145 81H149V75H147L148 73H146ZM167 72H168V74H167ZM172 73V75H171V73ZM187 72V73H186ZM51 73V74H50ZM74 73V74H73ZM89 73V74H88ZM97 73L99 74V75H97ZM107 73V74H106ZM115 73V74H114ZM139 73V74H138ZM161 73H164V75H161ZM170 73V74H169ZM180 73H182L181 75H180ZM259 74V79H260V81H259V79H257L258 77H257V75H255V74ZM67 74V75H66ZM91 74V75H90ZM117 74V75H116ZM120 74H121V76H120ZM134 74H136V75H134ZM142 76H141V75ZM179 74V75H178ZM189 74H190V76H189ZM57 75L59 76V77H57ZM77 77H76V76ZM86 75H88V76H86ZM104 75H106V76H104ZM128 75V76H127ZM139 75H140V77L141 78H139ZM167 75H169L168 77H167ZM53 76V77H52ZM56 76V77H55ZM68 76V77H67ZM71 76V77H70ZM85 76V77H84ZM89 76H91V78L89 77ZM97 76V77H96ZM116 76H118L117 78H115L114 79V77ZM181 76V77H180ZM195 76H198V77H201V78H198V77H195ZM253 76V77H252ZM255 76V77H254ZM104 77H106V79L105 80H107V77L109 78V77H111V78H109L107 81H109V82H111V79H112V83H116V84H110V83H108L107 81V83H108V85H110L109 87H107L108 85L107 84H102L101 82H103V83H106V82H104V80H103V78ZM123 77V78H122ZM170 77V78H169ZM172 77V78H171ZM190 77V78H189ZM241 77V78H240ZM250 77H252V78H250ZM57 78V79H56ZM66 78V79H65ZM70 79V81H69V79ZM81 80H80V79ZM127 78V79H126ZM189 78V79H188ZM237 78H238V80H237ZM239 78H240V80H239ZM244 78V79H243ZM249 78V79H248ZM255 78H256V80H255ZM44 79V80H43ZM68 79V80H67ZM72 79L74 80V81H72ZM119 79H121L120 81L122 82H120L119 81ZM130 79V80H129ZM137 79H136V81H137ZM160 79V78H159ZM219 79V80H218ZM250 79H252V81L250 80ZM80 80V81H79ZM97 80V81H96ZM116 80V81H115ZM125 80V81H124ZM151 80V79H150ZM247 80H249V81H247ZM255 81V84H254V81ZM6 81V82H5ZM35 81H38L39 82V85L40 86H38V82L35 84L36 86H31V87H29L28 86V84L30 83V82H35ZM40 81H41V83H40ZM48 82V86H46V83ZM63 81V82H62ZM76 81V82H75ZM84 81V82H83ZM96 81V82H95ZM133 81H134V79H133ZM131 82L132 84L134 83V82H136V81H134V82ZM191 81V82H192ZM203 81V82H202ZM209 81H207V83L209 82ZM215 81H213V83L215 84ZM256 81H258L259 83H256ZM44 82V83H43ZM61 82H62V85H61V87L59 88V86L60 85H56L57 83L59 84H61ZM64 82H65V84L66 85H64ZM67 82V83H66ZM120 82V83H119ZM123 82H125L124 84H123ZM221 82H219L220 84H221ZM237 83L238 84V82H239V85H235V83ZM243 82V83H242ZM245 82H248L249 83V85H248V83H246L245 85H246V87H245V85H244V83ZM252 82V83H251ZM6 83V84H5ZM56 83V84H55ZM83 83V84H82ZM90 83H92V84H90ZM93 83H94V85H93ZM99 83H101V84H99ZM130 83V84H131ZM146 83V82H145ZM144 83V84H145ZM187 83H188V81H187ZM190 83V82H189ZM218 83V82H217ZM33 84V83H32ZM49 84H51V85H49ZM96 84H98V85H96ZM122 84V85H121ZM132 84H131V87H132ZM143 84V83H142ZM211 84V83H210ZM210 84H206V86H208V85H210ZM253 84V86L255 87V85H256V90H257V92L258 91H260L259 93H254L253 91L255 90L254 88H253V86H251ZM13 87H12V86ZM83 85V86H82ZM88 85V86H87ZM93 87H92V86ZM96 85V86H95ZM104 86V88H103V86ZM120 85H121V87H120ZM219 85V84H218ZM222 85V84H221ZM241 85H240V88L242 89V87H241ZM11 86V87H10ZM80 86H82V87H80ZM130 86V85H129ZM213 86V85H212ZM37 87V88H36ZM97 87H100V88H98V89H96ZM111 87V88H110ZM115 87V88H114ZM205 87V86H204ZM229 88L230 87H232V86H228ZM30 88V89H29ZM95 88V89H94ZM130 88V87H129ZM128 88V89H129ZM233 88V87H232ZM231 88V89H232ZM246 88V89H245ZM35 89H38V90H35ZM83 89V90H82ZM85 89V90H84ZM87 89H89L87 92H89L88 94H87V92H86V90ZM106 89H107V93H106ZM127 89V90H128ZM238 89V88H237ZM260 89V90H259ZM16 90H18V92L16 91ZM32 90V91H31ZM44 90V91H43ZM94 90L95 91H99V92H94ZM116 90V89H115ZM126 90V91H127ZM243 90V89H242ZM255 90V91H256ZM263 90H264V88H263ZM15 93H14V92ZM39 91H41L40 93H39ZM83 91V92H82ZM102 91H103V93H102ZM105 91V92H104ZM120 91V92H119ZM234 91V90H233ZM239 91V90H238ZM7 92V93H6ZM12 92V93H11ZM17 92V93H16ZM25 92V94H23ZM27 92H29L28 94H26ZM33 92V93H32ZM80 92V93H79ZM90 92H91V94H90ZM95 94H94V93ZM22 93V94H21ZM238 93H240V92H237V94ZM247 93V92H246ZM17 95V97H16V95ZM20 94L22 95V96H20ZM32 94V95H31ZM71 94V93H70ZM80 94H83V95H87V96H85V97H83L82 95H81V97H80ZM101 94H99V95H101ZM114 94V93H113ZM115 94V95H116ZM36 95V96H35ZM78 95V96H77ZM262 95V96H261ZM20 96V97H19ZM23 96L26 98V99H28V100H26L25 98V100L24 99H22L23 98ZM71 96V102H72V99H73V97ZM105 96V95H104ZM6 98V100H3V99H5ZM16 97V98H15ZM30 97H32V98H30ZM53 97H51V99L53 98ZM77 97L79 98V100L77 99ZM82 97H83V100H84V102H83V100H81L82 99ZM96 97V96H95ZM99 97V96H98ZM101 97H103V95L101 96ZM111 97H113V98H111ZM17 99L16 101H15V99ZM19 98H20V100H19ZM37 98V99H38ZM63 98H65V97H63ZM93 98V97H92ZM97 98V97H96ZM119 98V97H118ZM251 98V99H250ZM33 99H35V100H33ZM38 99V100H39ZM51 99H46L47 101H49L50 102V100ZM57 98L55 97V98H53V100H55V101H51V103H49L50 105H54L55 104V102H56V104H58V105H62L63 104V106H66V105H69V104H71V103H69L68 104V102H67V104H64V103H66L65 101H67V99H62V98H58L59 99V101L58 100H56ZM60 99H62L61 101L62 102H60ZM105 98H103V100H104ZM1 100H2V103H3V105L5 104V102H7V105L5 104V108L4 107H2L3 105H1L2 103H1ZM38 100H36L35 102V104L36 105H34V106H38L37 105V101ZM41 101H42V99H40ZM44 100V99H43ZM46 100H44V101H46ZM87 100V99H86ZM96 100H98V99H96ZM101 101H103L102 100V98L100 99ZM5 101V102H4ZM31 101V102H32ZM43 101V102H44ZM69 101V100H68ZM113 101H111V106H112V103H113ZM33 102L31 103V104H33ZM39 103H40V101H38ZM58 102H60V103H62V104H60V103H58ZM79 102H77L76 104L77 105H80V103ZM91 102V101H90ZM244 101H242V103H243ZM246 102H244V103H246ZM42 103V102H41ZM53 103V104H52ZM73 103V102H72ZM86 103H88L89 104V102H87L86 101ZM92 103V105H94V103L93 102H91ZM95 103L97 104V102L95 101ZM101 103V102H100ZM105 103L104 104H100V106L98 107L99 109H101L102 107H104L105 108V106L107 107V105H108V103L105 105ZM114 103H115V101H114ZM241 103V104H242ZM10 104V103H9ZM17 104V105H18ZM44 103H42V105H43ZM55 104V105H56ZM73 104H75V103H73ZM259 104V105H258ZM22 105V104H21ZM22 105V106H23ZM28 105V104H27ZM42 105H40V108L42 107ZM48 105V104H47ZM76 105V106H77ZM85 105V104H84ZM105 105V106H104ZM109 105V106H110ZM44 107H42V109L43 108H47V106L46 105H43ZM46 106V107H45ZM49 106V105H48ZM71 107H76V106H74V105H70ZM69 106V107H70ZM89 106H91V105H89ZM92 107V106H91ZM96 107V106H95ZM11 108H12V106H11ZM101 109V111L103 110V111H107L106 109H108V108H110V107H108V108H106V109ZM4 112H3V111ZM232 110V109H231ZM44 111H45V109H44ZM44 111H42L43 113H45ZM232 112L234 113V115H235V113L237 112L236 110H234V111H231L230 112V109H227V114L225 115V116H231L232 115ZM225 113H223V115H224ZM231 114V115H230ZM0 115V116H1ZM241 116V115H240ZM240 116H239V118H240ZM243 116V115H242ZM245 117V116H244ZM254 120H255V118L254 117H252ZM251 117H246L245 119H243V117H241V119L240 120H246V121H250L251 123H254V121H253V119H252ZM238 119V118H237ZM256 119H259V118H256ZM261 120V121H260ZM260 120H257L258 122H256L257 124L258 123H262V122H264V119H260ZM263 124V125H262ZM261 125H260V127H264V123H262ZM4 157L5 158V156H0V159L2 160V162H0V167H3L4 166V164H6V161H3V159L2 158ZM0 160V161H1ZM5 160V159H4ZM4 163V164H3ZM2 164V165H1ZM6 166V165H5ZM4 168V167H3ZM2 168V169H3ZM2 171V170H1ZM0 171V172H1ZM0 176H1V173H0ZM0 179H1V177H0ZM0 182H1V185L5 182L4 181V178L3 179H1L0 180ZM4 184H6V182L4 183ZM0 185V193H2L3 191H5V187L6 186H4V185H2L1 186ZM4 186V187H3ZM2 188V189H1ZM4 189V190H3ZM4 193V192H3ZM2 199V194L0 195V200ZM159 202H156V204H155V202H152L150 205H152V206H154L153 207V209L155 208V207H157L159 204H158ZM149 204V202L148 203H146V206ZM153 204H155V205H153ZM163 204V203H162ZM161 204V205H162ZM183 204H185V203H183ZM188 204H190V203H188ZM192 204V203H191ZM194 204V203H193ZM149 205V209H151L152 208V206H150ZM164 205V204H163ZM169 206V204H167V203H165V207L166 206ZM177 205V204H176ZM179 205V204H178ZM187 205V204H186ZM123 206V207H122ZM121 206V208H122V210L124 211H126V208L128 209H130V210H127L128 212H130L131 210V212H130V214L128 215L129 217V219H132L131 217H134L133 219L135 220L136 218L139 220L140 219V221H142L143 222V224H144V222L146 223V221H150V222H152V220L153 219H155V217H157V218H159V213L158 214H156V215H152L151 216V214H153V211H150V213H148L150 216H151V220H145V217L143 218V220H142V218L140 217V215H139V217L140 218H138V212H140L141 210V213L143 212V210H145V208H147L148 209V206L147 207H142L143 206V203H141V206L139 205V204H137V206L136 205H131V208L129 207V205L128 204H126V206L125 205H122ZM174 206V205H173ZM180 206H181V204H180ZM183 206V205H182ZM181 206V207H182ZM187 206H189V205H187ZM195 206H197V205H195ZM138 207H140L141 208V210L140 211H137L136 209H138L139 210V208ZM161 207V206H160ZM170 208L172 207L171 205L169 206ZM177 207V206H176ZM185 207V206H184ZM190 207V209H191V205L189 206ZM188 207V208H189ZM198 207V206H197ZM133 208V209H132ZM142 208H144V209H142ZM162 208H164L163 206H162ZM167 208V207H166ZM165 208V209H166ZM175 207H173V211H174V213L175 214H182V215H184L185 214V216H186V214L187 213H189V212H187L185 209H187V207H185V211L187 212H185V213H183V210L182 211H177L176 209H174ZM183 208V207H182ZM181 208V209H182ZM195 208V207H194ZM136 211H135V210ZM146 209V210H147ZM169 209V208H168ZM197 209V208H196ZM123 212V215H124V218H127V217H125L126 215L124 214V213H127V212ZM133 211H135L134 213H135V215L134 216H132V214H133ZM155 211H157V210H155ZM161 212L163 211V210H160ZM167 211L168 210H166V213H167ZM171 211V210H170ZM190 211H192V210H190ZM145 212V211H144ZM143 212V213H144ZM152 212V213H151ZM121 213V212H120ZM119 213V215H122V213L120 214ZM140 213V214H141ZM142 213V214H143ZM147 213H145L146 215H148ZM163 213V214H162ZM161 214L163 215H161L162 217H164V219H167V218H165L166 216L167 217H169L168 215H166V214H164V211L162 212ZM141 214V215H142ZM145 214H143L142 216H146ZM154 214H155V212H154ZM148 215V216H149ZM164 215H166V216H164ZM2 216V215H1ZM0 216V217H1ZM116 216H117V214H116ZM131 216V217H130ZM137 216V217H136ZM147 216V218H149ZM174 216V218L177 216V215H173ZM238 218H242V216H241V214H237L236 215ZM112 218H114L113 216H111ZM111 217H108L107 219H108V221H109V219H110V222H111V224H112V221H113V224H112V226L114 225V222H115V220H116V218L117 219H119V218H121L122 216H117V217H115V220L114 219H112L111 220ZM161 217V218H162ZM182 217V216H181ZM231 217H233V216H231ZM123 217H122V219L123 220H125ZM156 218V220L158 221L159 219H157ZM172 218V217H171ZM106 219V217L104 218V219H102V220H105ZM106 219V220H107ZM150 219V218H149ZM164 219H161V220H163L161 223H164ZM228 219V218H227ZM227 219H225V220H227ZM101 220V221H102ZM123 220H121L120 219V221H123ZM127 220V219H126ZM138 220H136L134 223L133 222H130V221H132V220H127V222H125V221H123L124 222V224L122 225V224H118L117 223V225H118V227L120 226V225H122L121 227H122V229H126V227L129 225V223H132V229H131V231L133 232V234H130V230H124V232L125 231H129V233H128V235L130 234V236L128 237V235L126 234L127 232H125V234L126 235H123L124 236V239H125V237L128 239V238H130L129 240H127V242H125V241H122L123 239H122V237H121V239L122 240H120V241H122V242H125V248H123L126 252H125V255L126 254H131V255H134V256H130L129 257V259H130V263H129V259L127 258L126 259V257H128L127 255L125 256V259H123L124 257V255H121L120 254V252H123V250L121 251L120 250V248H122V247H124V246H121V245H118V246H120V248H118L117 249V247H116V249H117V251H116V249H115V251H111L110 249H111V247L110 246H114L115 247V245H116V242H117V239L115 238V240L113 241V237H115V236H118V235H122L121 233L119 234L118 233V235H116V234H111V233H109L108 231H110V230H114L115 231V233H117L116 231L118 230H120V228H118L117 226H116V224L114 225V227H116V230H115V228L113 227H111L112 229H107V228H109V227H107L106 228V230H104V226H105V222H103L102 221V223L101 222H99V223H101L99 226L101 227L102 226V224H103V226L101 227V230L103 229L105 232H106V234H110L109 236L108 235H105V233L103 234L102 232L103 231H101L100 229H99V227L97 228L98 230H100V232L102 233H100L102 236L104 235L105 237L106 236H108L107 238H108V241L107 240H103V242L104 241H106V245H107V247H108V243L107 242H109V245H110V241L109 240H111V245L109 246L110 247V249H109V247H108V249H107V247H106V252H107V250H110L111 252H115V256H113V258L114 259H117V255L118 254H120V258L121 259H123V260H125V261H127L129 264H131L132 263V261L133 262H135L136 260H140V262L139 261H137L138 262V264L140 263H142V261L144 260L143 258L144 257H147L148 255L147 254H145V256L143 257V258H141L140 259V257H142L143 256V254H141V256H139L140 254V252L142 251H140L139 252V250H136L135 251V249L136 248H141V247H143L142 245V243H141V241L139 242L137 239L136 240H134V239H132L133 237H131V235L132 236H134V237H136V238H138V239H140L141 237H140V235L137 233V232H139L140 233V227H141V225H140V221H138ZM169 220V219H168ZM225 220H223V222L225 221ZM108 221H106V224H107V222ZM118 221V220H117ZM120 221H119V223H120ZM129 221V222H128ZM137 221L139 222V224L137 223ZM157 221L156 222H154L153 223V226H157L156 225V223H157ZM149 222V223H150ZM158 222H160V221H158ZM109 223V222H108ZM116 223V222H115ZM122 223V222H121ZM136 223H137V226H139L140 225V227H138V229L139 230H137V231H135V229H137V228H134V226L133 225H135L136 226ZM149 223L147 222V224L146 225H149ZM160 223V224H161ZM192 223H194V225H191ZM188 222V224H189V226H188V224H187V228H186V225H184L185 227H183V228H185V233L184 232H181L182 234L184 233L185 235H182L181 233H177L175 230L177 229V227H176V229L174 230V228L173 229H171V230H173V232L175 231V233H177V235H175V234H173V236H172V234L171 233H168L167 232V228L166 229H163L162 231H163V233H165L166 232V237L168 236V237H172V240H171V238H170V241H169V243L170 244H168V243H166V245L164 244L163 245V241H165V239H166V237L164 238V234L162 233V232H160V233H158V232H153L152 233V235L154 236H152L151 234H148L149 235V237H148V235L147 236H144V238L142 237L141 239H144V240H146V242L148 241V244H149V242L151 243V241L153 240L155 243H157L156 245L158 246V248L156 247H154V245H153V247H154V249H155V251H153V248L152 247H149V246H152L151 244H153V243H151L150 245H147V246H145V243H144V246L145 247H149L150 249H152V250H150L149 249V253H151V254H154V252H156V254L154 255V257L151 255V254H149L150 256L149 257H151L152 256V259H150V260H148V261H145L144 260V263L146 262V264H179L180 262V264H198V263H201V261H202V263L201 264H216V263H218V261L217 262H215V261H213V260H216V258L218 257V259L217 260H219V258H222L223 259V261L222 260H220L219 262H221V263H219V264H229L230 263V261L228 262L227 260H230L229 258H228V254L227 255H225L226 253H228L229 252V250L231 249V250H234V247L233 246H231V245H233L232 243H230V242H235L237 239V241L235 242V243H237V245H239V244H247L252 238H257V237H259V234H260V231H261V229H262V226H261V228H259V227H256V228H254V229H250L249 231H248V233H246L247 231H245L244 230V228H247V227H244L243 225H242V223L240 222V223H236L235 224V226L233 227V225H234V222H232V219L230 220V218H229V221H228V223H231V227L229 228L227 225H224V224H228L227 222H225L224 224H222L221 225V223L222 222H220L219 223V225L220 226H218V223L216 224V227H215V224L214 223H210L211 225H214V227H212L211 228V226H210V228L208 227H205V229H201V227H200V229L202 230V232H200V230H199V232H200V234H198V235H196L197 233L196 232H194L195 231V226H196V230L197 229H199V228H197L198 226H200L199 225V223L200 222H194V221H192V222ZM233 223V224H232ZM126 224H128L127 226H125V228H124V225H126ZM155 224V225H154ZM208 224V226L210 225L209 223H207ZM109 225H110V223H109ZM108 224L106 225V226H109ZM206 225V223L204 224V226ZM228 225H230V224H228ZM239 225V226H238ZM105 226V227H106ZM131 226V225H130ZM130 226H128V227H130ZM151 223H150V225H149V227H150V229L152 230L153 229V226H152V228H151ZM225 226V227H224ZM227 226V227H226ZM263 226H264V224H263ZM148 227V226H147ZM221 227V228H220ZM142 232L141 233H143L144 231H146V229H144V225L142 226ZM165 228V227H164ZM183 228H181V229H183ZM219 228V229H218ZM121 229V230H122ZM189 229L190 230H192V232L193 233H191V231H189ZM211 229L212 230H214V232L213 233H211V232H209V231H211ZM215 229H217L218 230V232L215 230ZM97 230V231H98ZM134 230V231H133ZM154 230V229H153ZM166 230V231H165ZM168 230H170V229H168ZM179 230H180V228H179ZM178 230V231H179ZM187 230V231H186ZM219 230H221L222 232H219ZM225 230V231H224ZM237 230V231H236ZM241 230V231H240ZM3 229H2V227L0 226V241L3 243V242H5L4 243V245L0 242V248L2 247H4V246H6L5 244H6V232L4 231L3 233ZM97 231H95V233H93L94 234V237L95 236H97V235H99V231L97 232ZM123 231V230H122ZM183 231V230H182ZM191 233V235L189 234V232ZM216 231V232H215ZM245 231V232H244ZM258 231V232H257ZM96 232H97V234H96ZM108 232V233H107ZM111 232V231H110ZM113 232V231H112ZM121 232V231H120ZM131 232V233H132ZM150 231H148L147 230V232L145 233V234H147V233H149ZM169 232H172V231H169ZM180 232V231H179ZM186 232H188V234L186 233ZM198 232V231H197ZM198 232V233H199ZM205 232V233H204ZM3 234V237H2V234ZM114 233V232H113ZM134 233H137L136 234V236L134 235ZM215 233V234H214ZM233 233V234H232ZM244 233H246V235L244 234ZM253 233L255 234V235H253ZM93 234H91L92 236H93ZM155 234V235H154ZM158 234V235H157ZM159 234H160V239H159ZM163 234V235H162ZM168 234H171V235H168ZM181 235L182 237V239L183 238H185V240L184 241H182L183 242V244L184 245H182V247L181 248H179L180 246H181V238L180 239H178V236L179 235ZM204 234V235H203ZM242 234V235H241ZM90 235V234H89ZM90 235V236H91ZM101 235H99V236H97L98 238L101 236ZM113 235V236H112ZM115 235V236H114ZM177 236V238L175 237V236ZM188 235V236H187ZM210 235V236H209ZM238 235V236H237ZM251 235H252V237H251ZM90 236H88V235H86V240H88L89 238L88 237H90ZM92 236L90 237V240H91V238H92ZM101 236V237H102ZM141 236H143V234L141 235ZM198 237V238H195V237ZM230 236V237H229ZM240 236V237H239ZM249 236H250V238H249ZM112 237V239H110ZM120 237L118 238V240L120 239ZM145 237H147V239L145 238ZM173 237H175V238H173ZM192 237H194L195 238V240H193L192 239V241L190 240L189 241V239H191ZM208 237V240L206 239ZM224 237V238H223ZM249 238L250 240H247V239H245V238ZM82 238V239H81ZM103 238V237H102ZM162 238H163V240H162ZM186 238H188V239H186ZM223 238V239H222ZM231 238H233L232 240H230ZM83 239H85V238H83V237H78V240L77 241H80V240H83ZM93 239V238H92ZM95 240H96V237L94 238ZM132 239V240H131ZM140 239V240H141ZM150 239H152L151 241H150ZM155 239V240H154ZM175 239H176V242H175ZM198 239V240H197ZM228 239V240H227ZM242 239V240H241ZM245 239V240H244ZM86 240H84L85 242H86ZM90 240H88L87 241V244H91V245H88L87 246V248H86V245L87 244H85V245H82L83 243H81V242H78V243H80L81 245H79L78 243V246L80 247V246H82V247H84L83 249H82V247L81 248H78L77 247V251H78V253H76V250L74 251V250H72V251H74L75 252V254L74 255H77V257L80 259V258H82V259H84L85 257H81V255H84L86 252H88L89 250H90V248L92 249V247L94 248V245H93V243L95 244V240L93 241V243H91L92 242V240L90 241ZM135 241V243L136 242H139V244L141 243L142 245L141 246H139L138 247V245L137 244H135V243H133L134 241ZM144 240H143V242H144ZM160 241V243H162V244H160L158 241ZM169 240V239H168ZM173 240H174V243H173ZM180 241V242H177V241ZM219 240V241H218ZM223 240V241H222ZM240 240V241H239ZM244 240V241H243ZM99 241H100V239H99ZM120 241H118V242H120ZM129 241H133L132 242V244H134V246L135 245H137V246H131V248H133V249H131V250H133V252L134 253H131V251H129V253H128V250H127V246H129V245H127L126 246V244L128 243L129 244ZM167 241V240H166ZM186 241V243H184ZM221 241V242H220ZM224 241H226L225 242V244H222V245H220L221 243H223ZM101 242V243H100ZM100 242H98V240H96V246L98 247V244H104V243H102V240L100 241ZM117 242V243H118ZM172 242V243H171ZM218 242V243H217ZM159 243V244H158ZM180 245L178 248L177 247H174V246H176V245H178V244ZM189 245H188V244ZM2 244V245H1ZM74 244V243H73ZM113 244H115V245H113ZM121 244V243H120ZM147 244V243H146ZM170 245L169 246V248H167V246L168 245ZM207 244V245H206ZM210 244H212V245H210ZM215 244V245H214ZM217 244H218V246H217ZM93 245V246H92ZM100 245V246H101ZM123 245V244H122ZM173 245V246H172ZM208 246V248L209 249H211V250H209L206 246ZM59 246V245H58ZM91 246V247H90ZM161 246H163V248L165 249V250H167V249H170V250H167V251H165ZM165 246H166V248H165ZM97 247H95L96 248V251H97V253H100V254H97L96 253V251H95V253H96V261H98V263L95 261V260H93L92 261V259H89V263H91V264H93L94 262H95V264H100V261H101V264H106L107 262V264H112V263H114V262H116V261H114V259H113V261H112V263H111V259L109 258V260H107L108 259V257H110L111 256V253H110V251L108 252V255H110V256H108L107 255V253H106V257H103V255H102V258H104V260L102 261V259L100 258L101 257V253L103 254L104 253V247H103V249H102V252L99 250L98 251V249H99V247H98V249H97ZM160 247V248H159ZM170 247H172V248H170ZM194 247V248H193ZM197 247V248H196ZM203 247V248H202ZM86 248V250H84ZM88 248H89V250H88ZM113 248V247H112ZM129 248V247H128ZM193 248V249H192ZM220 248V249H219ZM254 248V247H253ZM3 249L5 250V251H3ZM3 249H1L0 250V255L1 254H3V255H1L0 256V258H2V259H0V264H3L4 263V258H5V256H6V259H5V261L7 260V258L11 255V252H9V250H6V248H3ZM56 249L57 250H59V252H60V250H62L61 248H60V246L57 248L56 247ZM82 249V250H81ZM114 249H112V250H114ZM147 249V248H146ZM158 249H159V251H158ZM163 250V252L162 251H160V250ZM203 249V251H201ZM207 249V250H206ZM220 251H219V250ZM224 249V250H223ZM251 249V248H250ZM12 251H13V249H11ZM15 250V249H14ZM18 250V249H17ZM17 250H15L14 251V256H16V257H20L25 251H23V250H18V251H21L20 252V256H18L19 255V252H18V254H15V252L17 253ZM56 250V251H57ZM79 250H80V252H79ZM130 250V249H129ZM144 250H145V248H144ZM148 250V249H147ZM206 250V251H205ZM216 250H218V251H216ZM228 250V251H227ZM2 251V252H1ZM23 251V252H22ZM52 251V252H51ZM50 252L52 253V256H51V258L49 257V256H46V257H49V259H51V262L53 261V259L54 258H56V261L55 262H61V260H62V258H60V257H64L65 255V257H70V255H71V253H69V252H72V251H68V250H66V252L65 251H63L62 250V252H64V253H66L65 255L63 254V253H61V254H63L62 256L60 255V254H57L56 253V251L54 250V252H53V250H51ZM83 251H85L84 252V254H83ZM92 251H93V249L91 250V251H89L90 252V256H92ZM93 251V252H94ZM146 251V250H145ZM144 251V252H145ZM153 251V252H152ZM215 251V252H214ZM227 251V252H226ZM250 251H252V250H250ZM253 251H255L254 249H253ZM6 252H7V255H9V256H7V255H5L6 254ZM41 252H43V250L41 249V251H40V254H42V258H45L46 259V262H44L43 260H41V264L43 263V264H45V263H49V262H47V261H50V260H48L46 257H44V253H41ZM89 252H88V255H89ZM135 252H137V254H139L138 256H139V258L137 259V254L135 253ZM162 254H161V253ZM169 252V253H168ZM220 252H222V253H220ZM225 252V253H224ZM22 253V254H21ZM45 253H48V251L46 252L45 251ZM53 253H56L57 254V256L56 255H54ZM69 253V254H68ZM79 253H81V254H79ZM94 253V254H95ZM110 253V254H109ZM116 253H118V254H116ZM142 253H143V251H142ZM146 253H148L147 251H146ZM165 253H168L167 255H170V256H167ZM200 253H202V254H200ZM216 253V254H215ZM221 255H220V254ZM252 253H254V252H252ZM49 254V253H48ZM72 254H73V252H72ZM93 254V255H94ZM122 254H124V252L122 253ZM210 254H212V255H210ZM5 255V256H4ZM13 255V254H12ZM12 255H11V257H12ZM39 255V254H38ZM51 255V254H50ZM53 255L55 256V257H53ZM60 257H59V256ZM69 255V256H68ZM79 255V256H78ZM86 255V257L88 256L87 255V253L85 254ZM84 255V256H85ZM98 255H100L99 257H98ZM104 255H105V253H104ZM224 255V256H223ZM13 256V258H15ZM41 256V255H40ZM72 256V255H71ZM108 256V257H107ZM137 256V257H136ZM227 256V257H226ZM52 257H53V259H52ZM77 257H75L76 259H77ZM94 256H92L91 258H93ZM94 257V258H95ZM119 257V256H118ZM131 257L133 258V257H135V259H133L132 261H131ZM215 257V258H214ZM41 258V259H42ZM59 258V259H58ZM74 258V259H75ZM90 258V257H89ZM93 258V259H94ZM97 258H100V259H97ZM112 258V257H111ZM155 258V259H154ZM211 258H213V259H211ZM228 258V259H227ZM61 259V260H60ZM65 258H63V260H62V262H64L65 260H67V258L64 260ZM70 259V258H69ZM71 259H72V257H71ZM75 259V260H76ZM147 259H149V258H147ZM211 259V260H210ZM227 259V260H226ZM2 260V261H1ZM55 260V259H54ZM100 260V261H99ZM105 260L107 261V262H105ZM142 260V261H141ZM154 260V262L152 263V261ZM180 260V261H179ZM179 261V262H178ZM204 261H205V263H204ZM213 261V262H212ZM228 263H227V262ZM61 262V263H62ZM93 262V263H92ZM104 262V263H103ZM124 262V261H123ZM122 262V264H126V263H123ZM6 263H7V261H6ZM6 263H4V264H6ZM58 263V264H59ZM60 263V264H61ZM127 263V264H128ZM144 263H142V264H144ZM50 264V263H49ZM134 264H137V263H134Z\"/></svg>",
    "mask_w": 264,
    "mask_h": 264
}]
</instances>
